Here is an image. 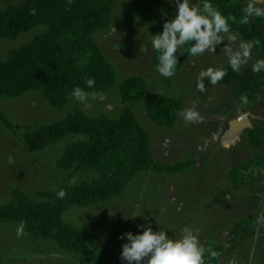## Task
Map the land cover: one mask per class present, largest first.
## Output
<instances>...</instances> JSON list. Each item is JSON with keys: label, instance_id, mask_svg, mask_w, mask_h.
Segmentation results:
<instances>
[{"label": "rangeland", "instance_id": "obj_1", "mask_svg": "<svg viewBox=\"0 0 264 264\" xmlns=\"http://www.w3.org/2000/svg\"><path fill=\"white\" fill-rule=\"evenodd\" d=\"M23 1L0 0V12ZM132 1L116 0L109 29L96 34L98 45L117 75L115 87L101 93L105 97L103 100L90 99L92 107L85 108L72 98L66 107L54 109L40 92H30L16 99L0 98V115L14 127L8 128L0 118V204L11 200L14 189L38 201L39 192L76 184L90 174L71 175L57 168V159L74 137L61 139L38 153L28 152L23 142L27 129L58 122L77 109L93 118H118L123 109L130 106L150 135L152 153L157 161L174 165L193 160L194 165L177 174L139 172L120 197L90 207L68 208L63 215L64 221L93 236L89 241L90 259L83 254L65 252L55 242L35 240L25 230L18 238L16 231L20 224L0 223V264H128L121 258L122 246L128 240L126 236L120 237L128 232L142 234L140 225L149 224L154 232L161 229L174 239L181 237L183 228L190 227L199 233L206 248L225 246L224 257L218 264H229L233 258L236 264H264V226L256 225L250 237L233 249L227 241L235 223L257 218L264 211V174L258 169L245 173L243 178L247 181L237 186L230 177L233 169L257 153L249 145L248 129L233 134L231 123L246 117L253 127L264 129V88L259 99L254 101L253 110L245 112L238 104L233 87L211 85L206 78V91L197 90L201 71L229 66L227 56L221 51L228 43L226 37L224 44L217 46L216 53L206 51L203 55L191 56L187 53L191 45H184L177 53L182 57L181 72L165 78L154 63L151 37L157 34L149 31V21L123 20V10ZM244 2L247 6L248 0ZM190 3H200V0H190ZM256 6L264 8V3ZM176 14L175 0H167L157 8L160 21L174 19ZM44 30L38 27L15 39L0 38V60H7L12 50L30 42ZM239 40L246 41L239 36L237 44ZM256 60H260V56L253 47L252 58L239 73L252 68ZM133 76L146 81L148 94L180 98L185 108L195 106L202 122L186 124L179 116L172 128L157 126L148 116L144 100L129 105L122 101L120 86ZM73 178L75 182H71ZM110 211L114 215H110Z\"/></svg>", "mask_w": 264, "mask_h": 264}, {"label": "trees", "instance_id": "obj_2", "mask_svg": "<svg viewBox=\"0 0 264 264\" xmlns=\"http://www.w3.org/2000/svg\"><path fill=\"white\" fill-rule=\"evenodd\" d=\"M116 0H24L18 6H9L0 12V38L15 39L31 30H45L30 42L10 52L5 61L0 60V98L16 99L30 92H40L50 107L62 109L72 99L71 92L81 87L88 92L106 93L117 81L113 65L96 41V34L108 30ZM167 0H133L123 10L125 22L135 19L149 21V31L163 33L157 8ZM223 16L229 19L230 30L239 33L246 41L255 42L254 49L264 59V17H252L248 24L241 23L246 7L244 0H210ZM202 3V0H200ZM35 13H32V10ZM158 53L154 51L155 66ZM178 65L174 76L182 70V57L177 54ZM227 74L217 84L233 87L240 105L241 95H247L248 105L241 110L252 111L254 101L264 88V70L254 73L252 68L243 73L226 67ZM87 79L95 80V87L88 88ZM122 101L129 105L145 101L150 119L159 127L176 126L180 112L185 108L183 100L173 96L147 93V83L141 77H129L120 86ZM2 121L10 129L13 125L3 115ZM249 145L257 150L254 157L230 173L235 186L245 183V173L258 169L264 174V129L254 126L246 132ZM75 140L67 145L57 159V168L71 175L90 173L82 181L61 186L57 190L42 191L33 200L19 189L12 191L11 200L0 204V223H24V230L35 240L55 242L68 253L92 257L89 241L92 235L77 226L65 222L64 212L73 206L90 207L120 197L134 177L143 171L158 174H177L190 169L193 160L174 165L157 161L152 153L149 133L138 121L135 113L126 106L118 118L89 117L81 110H74L62 120L27 129L23 142L30 153L45 150L51 144L67 138ZM63 189L66 197L60 199L57 192ZM257 218H247L235 223L227 241L232 249L245 242L255 230ZM213 250L225 253V246Z\"/></svg>", "mask_w": 264, "mask_h": 264}, {"label": "clouds", "instance_id": "obj_3", "mask_svg": "<svg viewBox=\"0 0 264 264\" xmlns=\"http://www.w3.org/2000/svg\"><path fill=\"white\" fill-rule=\"evenodd\" d=\"M68 3L71 4L72 0H68ZM262 3L264 0H248L247 6L243 9L241 23L248 24L252 17H264V8L256 6ZM175 4L177 8L175 18L164 23L162 34L151 37L152 49L159 54L156 70L162 76L165 78L174 76V70L179 63L177 53L184 45H191L187 49L188 55L191 56L203 55L206 51L216 53L217 46L224 44L225 37L228 43L221 51L227 56L232 71L238 73L242 66L248 64L252 58L255 42L239 40L237 44L239 33H232L228 23L229 19L235 21L236 17L226 18L210 0H202V3L195 4L190 3V0H175ZM32 13H35L34 9ZM113 31H116L115 27ZM262 70H264V59L256 60L252 65V71L260 73ZM226 74L223 68L210 67L201 71L197 77V90L201 93L206 91L204 83L206 78L210 80L211 85H216ZM86 85L88 88H94L95 80L87 79ZM70 95L85 108L92 107L89 103L90 99L105 98L101 93H90L81 87L74 88ZM248 103L247 95H241L240 106ZM180 116L186 124L202 122V117L195 110V106L183 109ZM71 182H75V178ZM57 197L65 198L66 192L63 189L59 190ZM110 215H114V212L110 211ZM256 225L264 226V211L258 215ZM140 229L142 234L134 235L128 232L120 237L124 239L126 236L128 240V243L122 246L121 256L128 264H206V254L209 262L219 261L221 258V253L211 247L206 248L199 239V233L194 232L190 227L183 228L182 235L178 239L170 238L167 232L161 229L154 232L150 224L140 225ZM16 234L18 238L24 235L23 222L17 228ZM229 264H236L235 258L229 261Z\"/></svg>", "mask_w": 264, "mask_h": 264}, {"label": "water", "instance_id": "obj_4", "mask_svg": "<svg viewBox=\"0 0 264 264\" xmlns=\"http://www.w3.org/2000/svg\"><path fill=\"white\" fill-rule=\"evenodd\" d=\"M232 133L237 134L242 132L245 129L253 128L252 124L248 120V118H240L231 123Z\"/></svg>", "mask_w": 264, "mask_h": 264}]
</instances>
